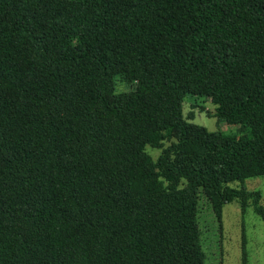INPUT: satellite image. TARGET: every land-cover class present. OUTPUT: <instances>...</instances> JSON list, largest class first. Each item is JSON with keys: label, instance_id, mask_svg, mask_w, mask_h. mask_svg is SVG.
Instances as JSON below:
<instances>
[{"label": "trees", "instance_id": "obj_1", "mask_svg": "<svg viewBox=\"0 0 264 264\" xmlns=\"http://www.w3.org/2000/svg\"><path fill=\"white\" fill-rule=\"evenodd\" d=\"M260 177L264 0H0V264H204L198 193Z\"/></svg>", "mask_w": 264, "mask_h": 264}, {"label": "rangeland", "instance_id": "obj_2", "mask_svg": "<svg viewBox=\"0 0 264 264\" xmlns=\"http://www.w3.org/2000/svg\"><path fill=\"white\" fill-rule=\"evenodd\" d=\"M117 87L124 92L132 88L130 80ZM182 115L188 123L204 127L209 132L230 130L215 117V110L208 98L185 96ZM167 144H164L166 146ZM145 153L156 160L160 150L145 148ZM248 192L260 194L259 204L264 208V177L246 180L242 185ZM196 220L204 264H264V216L254 213L251 207L240 211L236 202L221 207L219 216L212 211L209 201L201 192L197 196Z\"/></svg>", "mask_w": 264, "mask_h": 264}]
</instances>
